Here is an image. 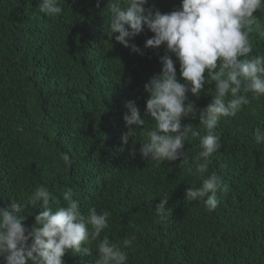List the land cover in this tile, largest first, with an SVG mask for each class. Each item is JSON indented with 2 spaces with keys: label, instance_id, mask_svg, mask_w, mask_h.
I'll return each instance as SVG.
<instances>
[{
  "label": "trees",
  "instance_id": "trees-1",
  "mask_svg": "<svg viewBox=\"0 0 264 264\" xmlns=\"http://www.w3.org/2000/svg\"><path fill=\"white\" fill-rule=\"evenodd\" d=\"M180 2L149 0L146 7L168 13ZM38 4L0 0V207L11 199L24 202L43 184L55 209L64 206L61 194L71 188L82 212L95 207L111 213L100 239L135 236L126 249L127 264H264V144L254 143L255 128L264 127V98L253 99L235 117H222L217 126L220 148L208 174L222 176L229 191L208 211L203 200L184 199L185 189L200 186L204 178L193 162L199 137L189 134L183 155L159 166L139 155L143 126L127 146L121 141L124 102L134 100L143 117L149 98L144 85L160 72L162 56H172L179 79L175 56L163 45L144 48L154 35L147 28L133 41L143 55L114 35L110 39L108 0H100L99 7L97 0H60L59 16L40 13ZM254 15L249 39L253 54H264V15L259 10ZM205 88L209 94H188L196 118L182 119L200 135L206 130L199 110L214 95L212 85ZM144 119L145 128L154 127L150 117ZM161 197H168L164 222L154 212ZM35 214L39 210L25 226ZM86 246L93 249L91 256L69 250L64 264H96L95 242Z\"/></svg>",
  "mask_w": 264,
  "mask_h": 264
},
{
  "label": "clouds",
  "instance_id": "clouds-1",
  "mask_svg": "<svg viewBox=\"0 0 264 264\" xmlns=\"http://www.w3.org/2000/svg\"><path fill=\"white\" fill-rule=\"evenodd\" d=\"M148 4L149 0H108L109 38L114 35L118 43L143 55L133 41L147 28L154 35L146 40L144 48L163 45L179 62V79L172 56H162L160 72L144 85L149 98L143 117L134 100L124 102L126 131L121 141L127 146L136 128L143 126L140 134L145 139L139 143V155L159 166L183 155L181 150L189 134L199 137L200 150L193 162L196 172L204 178L200 186L185 189L184 199L203 200L205 208L214 211L229 191L222 176L217 172L208 174L211 158L220 148L217 126L222 117H235L253 99L264 98V54H253L249 39L257 20L254 13L259 10L264 15V0H181L179 7L168 13L154 5L146 7ZM38 10L52 16L63 12L60 0H39ZM206 84L213 86L214 95L199 110V124L206 130L200 135L192 124L182 125V119L189 114L196 118L195 106L186 102L188 94H209ZM144 117H150L154 127L145 128ZM254 143L264 144V127L255 128ZM136 155L133 144L129 158ZM63 160L71 163L67 154ZM61 195L64 206L53 209L50 201L55 198L41 184L24 202L11 199L7 206L0 207V264H64L63 257L69 250L75 255L91 256L93 249L86 245L93 242L96 264H127L126 249L133 247L135 236L126 235L117 242L100 239L102 231L109 227L111 213L98 212L95 207L82 212L78 195L71 188ZM37 210L39 214L34 215L32 225L25 226L23 222ZM154 212L160 222L167 219L168 197H161Z\"/></svg>",
  "mask_w": 264,
  "mask_h": 264
}]
</instances>
